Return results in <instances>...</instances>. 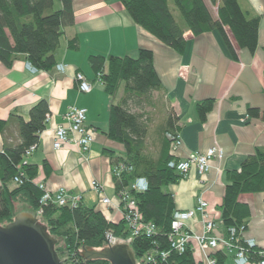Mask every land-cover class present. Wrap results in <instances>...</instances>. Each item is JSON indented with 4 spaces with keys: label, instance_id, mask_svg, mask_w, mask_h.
I'll return each mask as SVG.
<instances>
[{
    "label": "trees",
    "instance_id": "16d2710c",
    "mask_svg": "<svg viewBox=\"0 0 264 264\" xmlns=\"http://www.w3.org/2000/svg\"><path fill=\"white\" fill-rule=\"evenodd\" d=\"M135 23L151 33L170 48L181 52L185 49L186 31L194 36L209 31H218L231 55L238 60L239 50L254 54L259 44L260 15L245 11L239 0H118ZM171 2L180 13L184 24L175 17ZM213 9L215 11H213ZM75 24L73 0H0V61L11 67L15 61L25 59L40 70L52 71L56 64V53L61 46L65 29ZM70 48L77 49V39H72ZM89 62L106 92L116 97L123 88V95L110 109L108 137L122 143L124 155L106 150L113 167L124 163L126 169L120 177L113 175L115 192L129 189L138 177L149 180L145 192L130 190L138 204L139 213L145 221L157 225L152 237L138 236L131 243L137 258L146 254L154 256L148 264H205L189 247L184 253L172 251L168 240L173 214L176 210L172 193L166 189L181 181L182 176L168 167L172 159L171 139L167 134L179 133L177 116L169 112L164 126L161 152L152 158L147 152V138L155 118L156 102L162 100V81L155 68L154 53L142 48L137 57L91 55ZM161 97V98H160ZM216 100L207 98L197 104L201 121H206ZM149 108L151 110L149 111ZM248 115L264 119L258 108H248ZM50 108L47 100L36 103L29 111L28 119L12 113L6 120L0 119V135L4 147L0 151V225H7L17 215L15 204H28L33 213L42 211L41 219L49 234L58 240L56 250L62 260L71 264H112L106 259L86 260L83 248L103 249L107 246V235L127 238L129 228L124 220L110 221L96 206H59L41 201L44 191L35 182L39 166L26 162V151L39 144L40 134L46 128ZM18 135L13 140L9 130ZM45 164V168H46ZM20 176L21 182L14 181ZM226 189L221 210L224 232L229 228L247 225L249 206L239 201L242 194L264 192V148L244 159L239 169L226 173ZM259 248H251V261H258ZM166 251V258L158 252ZM216 264H225L227 252L214 253Z\"/></svg>",
    "mask_w": 264,
    "mask_h": 264
},
{
    "label": "crops",
    "instance_id": "0c3cea01",
    "mask_svg": "<svg viewBox=\"0 0 264 264\" xmlns=\"http://www.w3.org/2000/svg\"><path fill=\"white\" fill-rule=\"evenodd\" d=\"M239 2L251 15H260L261 24L256 52L239 50L238 60L231 57L216 30L199 36L186 31V47L178 52L137 25L118 0H73L75 24L65 29L56 53L57 64L52 71L39 69L33 73L26 67L25 59L15 61L11 67L0 61V119L6 120L12 113L28 119L32 106L41 100L49 103L50 120L40 134L37 150L25 160L39 166L35 181L45 182L51 191L64 187L81 195L83 204L96 206L108 220H121L116 207L100 203L92 182L100 181L105 194L115 206L119 205L113 164L105 151L125 154L124 145L107 135L111 106L119 102L123 88L116 97L109 95L103 84L96 81L89 57H137L140 49L149 48L154 53L155 68L164 90L160 95L163 100L161 119L158 123L157 118L153 119L147 144L152 141L154 128L164 129L172 111L178 118L182 139L177 151L170 150L177 159H183L191 152H206L212 146L224 150L223 159L213 160L208 173L201 175L193 168L186 179L166 189L173 194L179 210L193 209L200 197L206 199L208 212L219 225L216 232H224L220 207L227 184L226 173L239 169L246 157L255 154L258 148H264V119L248 115L251 107L264 113V0ZM72 39H77V49L70 48ZM58 64L65 65L66 70H58ZM77 72H82L92 84L89 93L78 90ZM207 98H214L216 102L203 122L197 104ZM70 107L87 109L86 125L94 131V141L87 152L74 143L54 148L56 128L64 123L63 116ZM9 134L17 140L14 128ZM156 141L161 152L163 140ZM4 144V137L0 135V151ZM239 201L250 209L244 235L254 239L257 247L264 251V192L242 194ZM200 220L198 216L189 221L190 228L196 233L203 230ZM225 264H235L232 253H227ZM249 264H257V261Z\"/></svg>",
    "mask_w": 264,
    "mask_h": 264
},
{
    "label": "built area",
    "instance_id": "2783aa9c",
    "mask_svg": "<svg viewBox=\"0 0 264 264\" xmlns=\"http://www.w3.org/2000/svg\"><path fill=\"white\" fill-rule=\"evenodd\" d=\"M26 67L29 71L35 73L39 71L37 67L26 61ZM57 69L64 72L66 70L65 65H57ZM101 74L96 78L98 83L102 84ZM75 80L78 84V90L82 93H89L92 90V84L82 72H77ZM64 123L59 125L55 131L54 148L60 149L63 146L74 143L81 151L87 152L90 150L94 141V131L86 125L87 121V109L84 107H70L69 110L63 116ZM50 120V116L47 118V122ZM168 138L171 139V152L177 151L182 145V139L180 133H168ZM38 148V144L32 145L25 153L26 158L32 155ZM224 150L218 146L210 147L206 152H191L187 157L183 159H172L168 163V167L176 170L181 176V180L186 179L191 170L196 169L201 175H205L212 168L213 160H221L224 157ZM124 163H119L113 167V175L120 177L121 173L126 169ZM15 182L20 183V176H16ZM36 182V181H35ZM39 187L44 191L41 201L43 203H56L59 206H77L82 202V196L74 194L64 187H60L55 191L47 189L45 182H36ZM92 188L100 196V203L107 206H114L121 213V220H124L129 228L130 234L127 238L119 240L112 235H107V240L110 235L111 244L127 243L131 246V243L135 237L145 236L152 237L157 233V225L151 221H145L142 215L139 213L138 204L135 198L131 195L130 190L137 192H145L149 189V180L146 177L136 178L129 189H124L118 196L119 205H114L113 200L105 194L103 184L94 180L92 182ZM209 202L200 197L197 205L190 210L176 209L173 214V220L171 223V231L168 235L170 248L172 251L178 253H184L189 247H191L197 255L205 262V264H216V258L214 253L219 250H224L227 253H232L235 264H249L251 259L249 257V250L251 248L257 249V243L252 238H246L245 232L247 225H242L239 228L231 227L227 232L218 234V223L213 220L208 212ZM42 214L41 210H38L36 215L40 218ZM201 217L202 232H194L190 226L189 221ZM108 245V244H107ZM160 257L166 258L168 252H158ZM258 254L261 257L257 261V264H264V251L258 250ZM154 256L146 254L144 257L137 259L136 264H148L154 261ZM66 263L65 260H63ZM71 264V263H69Z\"/></svg>",
    "mask_w": 264,
    "mask_h": 264
},
{
    "label": "water",
    "instance_id": "95a60500",
    "mask_svg": "<svg viewBox=\"0 0 264 264\" xmlns=\"http://www.w3.org/2000/svg\"><path fill=\"white\" fill-rule=\"evenodd\" d=\"M103 249L83 248L86 260L106 259L112 264H136V256L127 243L111 244ZM58 240L33 212L24 211L7 225H0V264H65L57 250Z\"/></svg>",
    "mask_w": 264,
    "mask_h": 264
},
{
    "label": "rangeland",
    "instance_id": "374dc122",
    "mask_svg": "<svg viewBox=\"0 0 264 264\" xmlns=\"http://www.w3.org/2000/svg\"><path fill=\"white\" fill-rule=\"evenodd\" d=\"M171 7L173 8L175 17L178 20V22L180 24H184L183 19H182L180 13L176 10V8H175V6H174V4L172 2H171ZM213 11H215V10L213 9ZM122 95H123V92L120 95V97ZM120 97H118V100H120ZM156 106H157V108H156L157 111L155 112V118H157L156 120H158L157 121V123H158V122H160V119H161L160 118V116H161L160 114L162 112L161 111V106H163V100L157 101L156 102ZM150 110H151V108H149V111ZM165 133L166 132H165L164 129L157 130V129L154 128L153 132L151 133V138H150V139H152V141H151V143H148V145H147V152H148V154H149L150 157L155 158V159L158 158V152H160V150H159V147L157 146V144H159V143L156 141V139H160V138L162 139V137H164ZM15 209H16L17 214H19L21 212H24V211L32 212L30 210L28 204H26V203H24L22 201H19L18 203L15 204ZM40 221H42L41 218H40ZM116 239H117L116 242H119V240H122V238H116ZM137 259H139V258H137Z\"/></svg>",
    "mask_w": 264,
    "mask_h": 264
}]
</instances>
